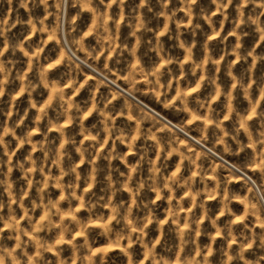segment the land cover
Instances as JSON below:
<instances>
[{
    "label": "rangeland",
    "instance_id": "374dc122",
    "mask_svg": "<svg viewBox=\"0 0 264 264\" xmlns=\"http://www.w3.org/2000/svg\"><path fill=\"white\" fill-rule=\"evenodd\" d=\"M0 261L264 264V0H0Z\"/></svg>",
    "mask_w": 264,
    "mask_h": 264
},
{
    "label": "snow or ice",
    "instance_id": "6c2138e0",
    "mask_svg": "<svg viewBox=\"0 0 264 264\" xmlns=\"http://www.w3.org/2000/svg\"><path fill=\"white\" fill-rule=\"evenodd\" d=\"M49 67H51V65H49ZM237 219L239 220V219H242V218L241 217H237ZM5 227H7V225H5ZM217 235H219V233H217ZM0 264H3V262L0 261Z\"/></svg>",
    "mask_w": 264,
    "mask_h": 264
},
{
    "label": "bare ground",
    "instance_id": "6f19581e",
    "mask_svg": "<svg viewBox=\"0 0 264 264\" xmlns=\"http://www.w3.org/2000/svg\"><path fill=\"white\" fill-rule=\"evenodd\" d=\"M197 141H198V140H197ZM241 170H242V169H241ZM242 172H243V171H242ZM242 172H241V173H242ZM242 174H244V173H242ZM245 175H246V174H245Z\"/></svg>",
    "mask_w": 264,
    "mask_h": 264
}]
</instances>
